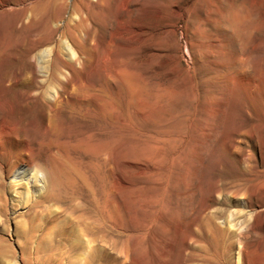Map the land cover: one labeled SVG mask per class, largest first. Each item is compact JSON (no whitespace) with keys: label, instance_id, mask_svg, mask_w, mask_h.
<instances>
[{"label":"rangeland","instance_id":"1","mask_svg":"<svg viewBox=\"0 0 264 264\" xmlns=\"http://www.w3.org/2000/svg\"><path fill=\"white\" fill-rule=\"evenodd\" d=\"M94 9L93 67L79 78L96 87L112 139L96 172L79 175L71 160L62 179L106 201L115 246L95 263L184 264L213 222L224 240L218 264H237L240 244L246 264H264V0H102ZM7 98L13 127L21 94ZM4 188L0 264H91L95 220L74 205L87 200L29 208L20 188ZM98 226L105 246L107 223Z\"/></svg>","mask_w":264,"mask_h":264},{"label":"bare ground","instance_id":"2","mask_svg":"<svg viewBox=\"0 0 264 264\" xmlns=\"http://www.w3.org/2000/svg\"><path fill=\"white\" fill-rule=\"evenodd\" d=\"M101 2L0 0V144L7 142L11 147L0 151V204L4 203L1 193L6 185L13 190L20 188L21 198L29 208L67 206L77 200L86 204L87 200V206L78 202L74 205L76 211L90 213L95 220L89 230L93 235L91 249L88 246L91 264H96V256L107 255L115 246L110 214L106 201L103 203L91 188L82 192L69 177L63 180L68 175L62 169L72 160L79 175H87L89 170L96 172L95 162L112 139L109 113L91 97L97 94L91 93L96 87L79 78L80 72L93 67L86 40L92 11ZM109 70L103 76L109 78ZM12 91L21 94V111L13 119V127L4 119L14 115L7 98ZM35 107L45 118L42 127L34 125ZM68 151L73 152L72 157ZM98 222L108 226L105 246L95 237ZM205 226L212 235L201 240L197 253L185 259L184 264H218L221 228L213 222ZM229 226L230 223L226 228ZM240 234L241 231L236 233L239 239ZM237 264H246L242 244Z\"/></svg>","mask_w":264,"mask_h":264}]
</instances>
